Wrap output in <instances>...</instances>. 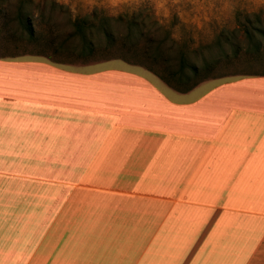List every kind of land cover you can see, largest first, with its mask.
<instances>
[{
    "label": "crops",
    "instance_id": "crops-1",
    "mask_svg": "<svg viewBox=\"0 0 264 264\" xmlns=\"http://www.w3.org/2000/svg\"><path fill=\"white\" fill-rule=\"evenodd\" d=\"M0 264H264V73L0 58Z\"/></svg>",
    "mask_w": 264,
    "mask_h": 264
},
{
    "label": "rangeland",
    "instance_id": "rangeland-1",
    "mask_svg": "<svg viewBox=\"0 0 264 264\" xmlns=\"http://www.w3.org/2000/svg\"><path fill=\"white\" fill-rule=\"evenodd\" d=\"M78 8L60 0H0V58H39L75 69L116 60L174 90L264 72L257 32L264 30V0H122ZM81 17L87 23L76 31L72 20ZM104 28L113 43H105ZM82 35L92 43L90 54L81 50ZM258 39L260 52L254 50Z\"/></svg>",
    "mask_w": 264,
    "mask_h": 264
},
{
    "label": "trees",
    "instance_id": "trees-1",
    "mask_svg": "<svg viewBox=\"0 0 264 264\" xmlns=\"http://www.w3.org/2000/svg\"><path fill=\"white\" fill-rule=\"evenodd\" d=\"M24 28H25V31L27 33V37H32L33 35V32H32V29H31V26L29 25V21H24ZM86 20L81 17V18H75L72 20V25L74 26L75 30L76 31H81V29L86 25ZM89 26V25H88ZM258 34L260 35V38L264 41V30H261V31H257ZM83 34V32H82ZM102 35L105 39V43L106 44H110V43H113V35L111 34V32H109L106 28L103 29V32H102ZM83 36V45L85 48H81L82 52L86 53V54H90L93 50V48H91V41L89 38H87L86 36L82 35ZM261 39H258L256 40V44H255V48L254 50L257 52H260V50L262 48H260V45H261ZM105 49H108V48H105ZM233 54L236 53V50L233 49ZM226 55V54H225ZM114 58H121L122 57H114ZM207 67V66H205ZM204 67V68H205ZM191 73L193 75H196L197 74V71H198V68L196 66H190L189 67ZM260 73V72H259ZM261 73H264V72H261ZM243 74H258V73H255V72H251V73H243ZM242 75V74H241ZM197 82H194L193 84H190L189 86L185 87V88H182V89H177V90H180V91H185V90H188L189 88L193 87Z\"/></svg>",
    "mask_w": 264,
    "mask_h": 264
}]
</instances>
